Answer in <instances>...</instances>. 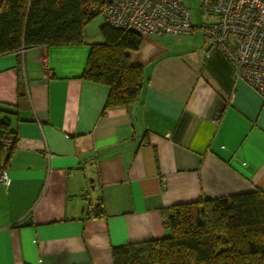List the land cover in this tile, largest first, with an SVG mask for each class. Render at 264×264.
I'll return each mask as SVG.
<instances>
[{
    "label": "crops",
    "instance_id": "1",
    "mask_svg": "<svg viewBox=\"0 0 264 264\" xmlns=\"http://www.w3.org/2000/svg\"><path fill=\"white\" fill-rule=\"evenodd\" d=\"M197 31L142 37L127 106L106 108L109 86L83 76L85 29L0 55V130L14 135L0 150V264H112L113 247L168 236L171 205L264 193L262 96Z\"/></svg>",
    "mask_w": 264,
    "mask_h": 264
},
{
    "label": "trees",
    "instance_id": "2",
    "mask_svg": "<svg viewBox=\"0 0 264 264\" xmlns=\"http://www.w3.org/2000/svg\"><path fill=\"white\" fill-rule=\"evenodd\" d=\"M100 3L0 0V55L31 46L83 42L86 23L99 13L91 7ZM99 29L104 41L90 45L83 76L109 86L106 108L137 102L143 68L132 63L130 52L139 48L142 36L106 22ZM162 219L168 236L115 246L112 264H264L261 191L174 204L162 210Z\"/></svg>",
    "mask_w": 264,
    "mask_h": 264
},
{
    "label": "built area",
    "instance_id": "3",
    "mask_svg": "<svg viewBox=\"0 0 264 264\" xmlns=\"http://www.w3.org/2000/svg\"><path fill=\"white\" fill-rule=\"evenodd\" d=\"M196 1L203 13L213 15V20L194 25L192 9L181 0H101L100 5L91 8L111 26L135 31L142 37L190 35L197 28L204 41L218 47L236 75L254 87L264 101V0ZM42 62L46 68L47 60ZM13 143L14 135L0 130L3 151L8 153ZM0 181L9 182L3 168Z\"/></svg>",
    "mask_w": 264,
    "mask_h": 264
},
{
    "label": "rangeland",
    "instance_id": "4",
    "mask_svg": "<svg viewBox=\"0 0 264 264\" xmlns=\"http://www.w3.org/2000/svg\"><path fill=\"white\" fill-rule=\"evenodd\" d=\"M185 5L192 9L193 22L201 25L202 23L209 22L214 19L213 15L209 13H203L199 3L196 0H181ZM105 22V19L101 13H96L94 17L88 21L84 27L86 38H90L95 42H103L104 38L100 32V26ZM197 29V28H196ZM199 34V32L197 31Z\"/></svg>",
    "mask_w": 264,
    "mask_h": 264
}]
</instances>
